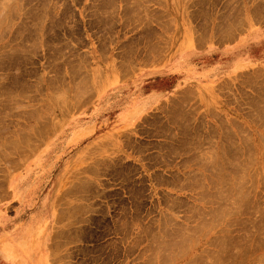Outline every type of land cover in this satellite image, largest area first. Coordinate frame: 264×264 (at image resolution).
I'll list each match as a JSON object with an SVG mask.
<instances>
[{
  "label": "rangeland",
  "instance_id": "374dc122",
  "mask_svg": "<svg viewBox=\"0 0 264 264\" xmlns=\"http://www.w3.org/2000/svg\"><path fill=\"white\" fill-rule=\"evenodd\" d=\"M254 24L264 30V0H0V239L12 258L36 239L42 191L60 213L54 264H264V38L249 67L211 88L176 85L134 127L99 122L63 158L65 135L48 142L108 81L163 67L189 40L214 62L201 51Z\"/></svg>",
  "mask_w": 264,
  "mask_h": 264
},
{
  "label": "crops",
  "instance_id": "0c3cea01",
  "mask_svg": "<svg viewBox=\"0 0 264 264\" xmlns=\"http://www.w3.org/2000/svg\"><path fill=\"white\" fill-rule=\"evenodd\" d=\"M263 38L264 30L254 24L237 42L201 51L208 53L214 51L216 55L214 62H199L197 46L192 40H189L181 45L179 53L163 67L141 70L132 81L124 84H120L117 79L108 81L99 92L98 102L90 114L73 117L48 142L65 135L64 142L69 143L61 152L63 158L68 153V149L79 142H86L96 127L98 129L99 122H107L114 118L118 124L124 125L127 129L134 127L139 120L167 98L174 91L176 85L178 87L181 83H192L198 87L211 88L224 75L234 74L238 70L249 67L253 60L252 46L260 43ZM39 202L45 207L46 213L45 217L39 220L36 239L22 243L26 245L25 247L29 246L28 254L24 258L2 256L8 263L54 264L56 234L51 239L52 224L56 217L57 222L54 227L56 232L60 225V213L58 205L53 208L49 202V196H44L42 191Z\"/></svg>",
  "mask_w": 264,
  "mask_h": 264
},
{
  "label": "bare ground",
  "instance_id": "6f19581e",
  "mask_svg": "<svg viewBox=\"0 0 264 264\" xmlns=\"http://www.w3.org/2000/svg\"><path fill=\"white\" fill-rule=\"evenodd\" d=\"M240 15H241V13H240ZM242 16V15H241ZM240 21V20H239ZM165 25V24H164ZM231 27V26H230ZM194 42H195V40H194ZM262 74V73H261ZM88 78V77H87ZM90 79V78H89ZM81 80V79H80ZM75 89V88H74ZM90 89V88H89ZM79 90V89H78ZM77 91V90H76ZM74 92V91H73ZM83 92V91H82ZM80 96V95H79ZM79 96H78V98H79ZM68 97V96H67ZM61 100V99H60ZM63 105V104H62ZM45 119V118H44ZM35 129V128H34ZM24 135V134H23ZM45 135V134H44ZM35 138V137H34ZM33 140V139H32ZM31 140V141H32ZM18 143V142H17ZM26 143V142H25ZM37 143V142H36ZM1 144V143H0ZM52 144H54V143H52ZM50 145L48 148H47V150L46 151H51V148H52V146L53 145ZM7 145V144H6ZM28 145V144H27ZM34 146V145H33ZM12 147V146H11ZM33 148V147H32ZM12 149V148H11ZM14 149V148H13ZM7 151H8V149H7ZM14 151V150H13ZM19 151V150H18ZM23 151V150H22ZM45 151V152H46ZM29 152V151H28ZM10 153V152H9ZM4 154V153H3ZM22 154V153H21ZM47 154V153H46ZM45 154V155H46ZM11 155V154H10ZM25 155V154H24ZM44 155V152L40 155V157H42ZM28 156H30V155H28ZM24 157V156H23ZM236 158V157H235ZM24 159V158H23ZM214 160V159H213ZM215 161V160H214ZM228 161H230V160H228ZM50 163H46V164H43V166H42V168L44 169V170H48V171H50ZM37 167V165H35L34 166V168H32V169H29L28 171H27V173L29 174V173H32L33 174V172L32 171H36L37 169H35ZM247 167V166H246ZM11 168V167H10ZM219 168V167H218ZM15 169V168H14ZM220 169V168H219ZM240 173V172H239ZM241 173H243V172H241ZM251 174V173H250ZM241 175V174H240ZM244 176V175H243ZM240 177V176H239ZM227 178V177H226ZM253 179V178H252ZM22 181H23V185H24V178H22V176H20L18 179H16V180H13V182L11 183V188L12 189H14V190H17V192H19V190H21L22 189V185H21V183H22ZM251 181V180H250ZM5 182V181H4ZM230 182V181H229ZM230 184V183H229ZM227 185V184H226ZM220 187V186H219ZM218 192V191H217ZM241 192V191H240ZM219 194V193H218ZM222 197V196H221ZM226 197V196H225ZM220 198V197H219ZM19 200H21V211H19L18 213H17V216H16V220H20V219H22L24 216H25V214H26V212H27V210L29 209V205L32 203V201L34 200V196H33V194L32 193H30V192H24V194H22L21 196H20V198H19ZM225 200V199H224ZM222 201V200H221ZM238 203V202H237ZM243 204V203H242ZM216 207V206H215ZM212 212V211H211ZM220 213V212H219ZM212 214V213H211ZM228 216V215H227ZM29 219V218H28ZM214 219H216V218H214ZM201 226V225H200ZM199 227V226H198ZM196 230V229H195ZM203 230V229H202ZM209 230V229H208ZM211 230V229H210ZM19 232V233H18ZM21 230H15L12 234H11V232H4V233H2L1 234V236H2V238H5V237H7L9 234H11V238H13L14 240H16V241H19L20 239H16V238H19V237H21ZM197 232V231H196ZM199 233V232H198ZM14 234V235H13ZM200 234V233H199ZM20 235V236H19ZM23 235V234H22ZM197 236H198V234H197ZM196 237V236H195ZM12 240V239H11ZM10 240V241H11ZM174 241V240H173ZM192 241V240H191ZM195 242V241H194ZM218 242V241H217ZM196 244V243H195ZM5 242L3 241V239H0V253L2 254V256L3 257H5V258H12V256H11V252L10 251H8V250H6V249H8V247H6V248H4L5 247ZM162 245V244H161ZM180 248V247H179ZM179 251V250H178ZM169 252V251H168ZM186 252V251H185ZM161 253V252H160ZM159 253V254H160ZM163 253V252H162ZM175 255V254H174ZM159 259V258H158ZM157 263V262H156ZM162 263V262H161ZM210 264V263H209Z\"/></svg>",
  "mask_w": 264,
  "mask_h": 264
}]
</instances>
